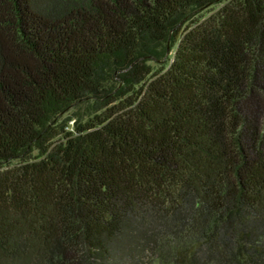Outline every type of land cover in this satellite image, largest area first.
Returning <instances> with one entry per match:
<instances>
[{
  "label": "trees",
  "instance_id": "trees-1",
  "mask_svg": "<svg viewBox=\"0 0 264 264\" xmlns=\"http://www.w3.org/2000/svg\"><path fill=\"white\" fill-rule=\"evenodd\" d=\"M0 264H264V0H0Z\"/></svg>",
  "mask_w": 264,
  "mask_h": 264
},
{
  "label": "rangeland",
  "instance_id": "rangeland-1",
  "mask_svg": "<svg viewBox=\"0 0 264 264\" xmlns=\"http://www.w3.org/2000/svg\"><path fill=\"white\" fill-rule=\"evenodd\" d=\"M215 8H216V6H210V7H208V8H207L202 14L207 15V14H209L210 12H212ZM71 111H72V110L66 112V113L63 115V118H66L67 116H69V115L71 114ZM79 113H80V111H79ZM72 124H73V122H69V127H71Z\"/></svg>",
  "mask_w": 264,
  "mask_h": 264
}]
</instances>
